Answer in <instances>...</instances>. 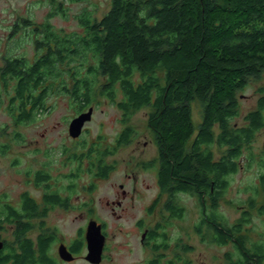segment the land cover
I'll use <instances>...</instances> for the list:
<instances>
[{
  "label": "trees",
  "instance_id": "obj_1",
  "mask_svg": "<svg viewBox=\"0 0 264 264\" xmlns=\"http://www.w3.org/2000/svg\"><path fill=\"white\" fill-rule=\"evenodd\" d=\"M78 21L77 30L41 35L31 62L12 59L6 66L4 76L17 78L16 93L7 104L13 122H31L48 113L53 97L67 95L76 114L105 99L122 111V145L137 134L130 119L148 108L162 158L160 184L170 191L165 205L172 216L184 217L178 192L191 191L198 197L195 231L200 240L231 246L223 254L226 264H264V173L247 185L250 194L238 202L241 214L234 222L220 211L231 176L264 168V146L261 153L253 146L264 128V0H111L103 16L86 8ZM253 82L261 83L256 106L236 124L239 94ZM195 106L205 110L197 127ZM81 144L87 147L82 155L90 164L87 173L96 164L97 175H107L112 169L108 155L117 146L104 135ZM216 146L224 152L218 155ZM147 165L155 166L157 160ZM35 207L27 199L23 209L33 214ZM6 208L8 218L16 220L19 210ZM30 225L19 223L14 231L19 244H11L21 251L13 246L0 264H57L50 252L55 229L40 224L35 247L25 238ZM167 225L168 219L158 222L160 228ZM157 236L143 264L192 263L186 256L194 250L192 244L182 239L172 243L163 229ZM80 238L76 248L85 242L83 234Z\"/></svg>",
  "mask_w": 264,
  "mask_h": 264
},
{
  "label": "rangeland",
  "instance_id": "obj_2",
  "mask_svg": "<svg viewBox=\"0 0 264 264\" xmlns=\"http://www.w3.org/2000/svg\"><path fill=\"white\" fill-rule=\"evenodd\" d=\"M110 6L111 0L66 1L62 7L66 12L64 14L61 10V5L52 4L49 0H20L17 9L20 7L22 14L31 16L38 23L46 22L52 15L51 12L60 9L62 14L58 16L52 15L53 19L50 20L54 24L53 31L65 33L79 29L78 15L86 8L93 11L96 17H101L109 10ZM3 7L5 9L3 13L6 16H11V11L9 10L10 4L1 2L0 9ZM36 51L37 49L33 43L24 42L22 48L14 53H22L23 56L32 61L36 57ZM260 84L259 82H253L245 91L239 94L241 114L234 119V123L242 124L244 122L243 117L256 106L260 96L257 93V88ZM50 105L54 106L53 112L38 115L30 124L18 127L17 131L26 136L25 140L19 142L17 141V137L15 138V129L11 126L6 127L7 124L14 123L7 109V100L0 103V194H7V200H15L25 188V185L23 183L19 184L17 179L23 177L18 173L20 167L18 169L14 161L18 149L25 150L29 148L30 144L35 143L31 147H38V158L41 161H46L48 157L43 156L41 151L52 147V149L54 148V159L51 158L50 160L55 162V171L67 172L70 169V165L63 166L64 162L72 160L68 156L73 153V149H80L77 146L83 140H87L90 143L99 135H104L108 141L112 142L123 127L122 111L105 99H101L97 105L93 106L92 117L90 120H87L83 127V133L80 134L81 142H77L69 133V122L78 115L71 108L69 97L67 95L53 97ZM88 109L85 110L87 111ZM148 116L149 109L142 108L130 119L129 123L134 124L138 130L135 138L137 141L129 146L120 148L115 155L108 157V160L111 162L117 160L116 168L112 171L109 178L96 179L95 188L89 189L87 187L86 193L82 194V197L87 201L86 212L74 210L57 214V210H55L50 212L46 218V222L50 226L54 225V229L58 231L59 236L63 241H67V243L71 242L76 233L82 228V233L85 237V227L91 217L90 213L92 217L104 220L106 222L109 248L105 251L104 259L99 264H143L151 256V253L141 247L140 232L131 229L135 220L145 217V211L142 207L148 202L149 198L153 200L157 195L159 196V185L155 172L152 169L147 170L140 167V163L136 167L133 166L135 162L138 163L141 159L149 161L153 159L154 155H158V151L156 152V150L160 147L157 141L154 140L155 134L151 128H146L148 127ZM147 140H154V142L146 146L144 142ZM2 143L9 145L7 148L9 149L8 152L2 149ZM253 146L257 152L261 153L263 151L264 128L257 134ZM63 149L66 150V153L61 154ZM215 149L218 155L222 154L225 150L219 149L217 146ZM86 150L87 147L84 146L80 151L86 152ZM70 157L73 158V156ZM26 158L35 157L28 155ZM86 160L89 166V161L88 159ZM29 165L32 164L24 161L22 167L26 168ZM134 171L139 177V183L142 185L147 198L138 202L135 207L125 205L127 211L124 213V217L117 218L112 213V205H108L107 201L119 198L117 197V193L121 190L120 183L124 182L126 186H131V184H127L133 180L127 181L126 173H133ZM262 172L264 173V168L252 167L249 170L241 169L231 176V184L220 207V211L230 222H234L241 214V206L238 202L248 198L250 191H246L247 185L251 182H258ZM91 181V176L85 171L80 182L89 184ZM148 185L149 188H147ZM177 200L186 207V210L182 219L173 220L170 228L167 225V230H169L167 232L172 239V243L177 239H182L183 242L194 246V250L186 255L192 260L191 264H226L223 254L231 246H219L202 242L199 237L200 235L195 231V223L200 216L198 199L186 194H178ZM156 201H161V203L157 206L156 214L152 216V220L158 219V222H164L165 218L163 215L165 214L163 213L164 207L162 202H165V198L161 196ZM74 202L76 203V201ZM117 210L121 211V209ZM255 222L258 226L261 225L259 224L261 218L256 217ZM127 231L130 232L128 233ZM57 250L58 246L53 244L51 255L56 259L58 257L61 262ZM85 254H87V248L81 251L80 255L82 257L78 258L75 262H62L61 264H92L85 259V256H83Z\"/></svg>",
  "mask_w": 264,
  "mask_h": 264
},
{
  "label": "flooded vegetation",
  "instance_id": "obj_3",
  "mask_svg": "<svg viewBox=\"0 0 264 264\" xmlns=\"http://www.w3.org/2000/svg\"><path fill=\"white\" fill-rule=\"evenodd\" d=\"M20 0H0L1 2H6L10 4L9 10L11 11V16H6L3 13L4 7L0 9V98L3 100H0L1 102H6L9 104V97L14 96L16 93V85H17V78L12 77V75L4 76L6 66L12 59H18V63H21L24 58H27L26 56H23L22 53H14L18 50H20L24 44V42L33 43V45L38 49L37 47V41L41 35H44L47 31H53L54 24L51 22L50 19L53 16H58L59 14H62L60 12V9L51 12L50 18L44 23H38L33 20V18L29 15H25L21 13L20 7L17 9V5H19ZM52 4H58V6L61 5V8L63 7L64 3L66 1H79V0H49ZM64 14L66 12L64 11V8L61 9ZM63 29V28H62ZM28 59V58H27ZM29 60V59H28ZM31 62V60H29ZM8 81V82H6ZM54 107H50L48 109V113L53 112ZM86 111V110H84ZM204 109L200 107H193L192 109V118L194 120V126L197 127L199 124L203 122L204 118ZM47 113V114H48ZM80 114V113H79ZM78 114V115H79ZM149 119V118H148ZM149 121V120H148ZM70 123L69 122V133H70ZM26 124H30V122L25 123H9L6 125V127H13L15 129V138L17 137V141L22 142L26 139V136L19 133L17 131L18 127L26 126ZM146 128L149 127V123L147 122ZM124 127V125H123ZM117 133V136L114 138L113 145L117 146L116 149H112V153L108 155V157L115 155L120 148L129 146L130 144L135 143L137 140L136 137H130L126 144H119L118 140L119 137L122 134V129ZM138 132V130H137ZM83 133V130H82ZM81 133V134H82ZM198 133V131L196 132ZM138 134V133H137ZM136 134V136H137ZM73 139L77 142H81V135L78 137H73ZM154 140H147L144 142V145H148L149 143L152 144ZM82 143V142H81ZM32 145H35L33 143ZM31 144L29 145V148L18 149V153L16 154L15 165L18 166V173L23 176L22 178H17L20 183H23L25 185L24 190L17 196V198L7 200V194L2 193L0 194V242H2V247L0 248V260L1 258L8 253V250H10L13 246L16 244H19L18 236L14 233L16 227H18L20 222L23 223H30L31 228L25 232V238H29L34 242V246L38 245L39 237L42 233V229L40 228V224H44L46 227L54 228V225H49L46 222V218L49 215L50 212L57 210L58 213H66L74 210H78L79 212H86L85 207L87 205V201L85 198L82 197L83 193H86L87 187L89 188H95L96 186V179H107L111 176V173L116 168V161H109L107 164L111 167L110 171L105 176H99L97 175L99 173L98 166L96 164L93 165V169L91 173H88L91 176L92 181L87 184L81 183V177L83 176V173L85 171L88 172V168L90 166L87 165V160L85 157H82V155L85 153L84 151H80L82 148V144L78 145L77 148L80 149H73V153L76 155L71 154L69 159H72L70 162H64L63 166L70 165V169L67 172L63 171H55V162L51 161L50 159H54V148L49 147L45 150H42L41 153L43 156L48 157L47 160L41 161L40 158H38V147H31ZM120 145V146H118ZM2 149L5 151H9L7 149V143H2ZM158 151V155H154L153 159L157 160V165L148 166L149 161H145L144 159H141L138 161V163H134L133 166L136 167L140 163V167L150 170L152 169L156 176H157V183L159 185V196H163L165 198V202L163 203V213L166 215H163L165 220H169V228L173 224V220H179V217H173L172 213L169 209L168 205L166 204V201L169 199L170 191L164 190L160 184V172L161 169L158 166V163H160V148L156 150ZM66 153L65 149L61 151V154ZM138 152V150H137ZM30 155L35 158H26V156ZM108 159V158H107ZM24 161H27L28 163L32 164L29 165L26 168L22 167V164ZM135 170V169H134ZM139 172V171H137ZM127 181H132L131 183H128L126 186L124 182L120 183L119 192L117 193L116 199H113L112 201H107L108 205H112V213L116 215L117 218L124 217V213L127 211V208H125V205H130V207H135L138 202H141L142 200H146V193L144 192V189L142 188V185L139 183V177L135 174V171L133 173H126ZM149 188V185L147 186ZM178 194H186L192 197H195L198 199V197L193 194L189 190H181L178 192ZM157 196L153 198V200H148V202L142 207V209L145 211V217L139 218L135 220L134 224L132 225V230L135 229L136 232H140L141 238H140V244L141 247H143L144 250L148 251L149 253H152L153 249L155 248V243L158 240V234L161 233L162 229L167 232V227L160 228L158 226V219L152 220V216L156 214L157 206L160 205V202H157L158 199ZM168 198V199H167ZM32 200L35 204V208L37 211H35L33 214L27 213L26 209L24 210V204L26 200ZM76 201V203L74 202ZM11 205L12 207H15L17 210H19L18 216L16 220H13L12 218H8L7 214V205ZM127 206V207H128ZM117 209H121L119 212ZM130 209V208H129ZM40 212V213H38ZM91 217L89 219H95L98 221L99 224L102 225L103 233L106 236L105 240V246L103 251V259H104V253L109 248L108 247V234L106 230V222L101 219H97L95 217H92V214L90 213ZM88 221V223H89ZM85 227V242L83 245H81V248H76L75 243L80 238V234L82 233V229H80L75 237L72 239L71 242L67 243V241H63L62 238L59 236L58 231L54 230L53 232L56 234V241L53 243L58 246V254L61 258V262L59 261L57 257V264H61L62 262H75L78 258L82 257L80 255L81 251L84 250V248H87V242H86V232H87V226ZM128 233L130 231H127ZM36 236V237H34ZM11 242H15V245H12ZM61 244H65V246L68 248L70 252L73 254V259L71 260H65L60 255V246ZM35 246V247H36ZM21 251L20 245L15 246ZM13 247V248H15ZM53 247V245H52ZM51 247V250H52ZM18 251V252H19ZM51 252V251H50ZM88 252V250H87ZM151 255V254H150ZM86 259V254L83 255ZM54 257V256H53ZM55 258V257H54Z\"/></svg>",
  "mask_w": 264,
  "mask_h": 264
},
{
  "label": "water",
  "instance_id": "obj_4",
  "mask_svg": "<svg viewBox=\"0 0 264 264\" xmlns=\"http://www.w3.org/2000/svg\"><path fill=\"white\" fill-rule=\"evenodd\" d=\"M94 107H90L87 111L81 112L74 117L70 123V134L72 137H78L82 133L83 127L87 120L92 117ZM106 236L103 233L102 225L97 220L89 221L86 232L87 254L86 260L92 264H99L103 260V251L105 246ZM0 242V248L2 247ZM60 255L65 260L73 259V254L68 250L65 244L60 246Z\"/></svg>",
  "mask_w": 264,
  "mask_h": 264
}]
</instances>
